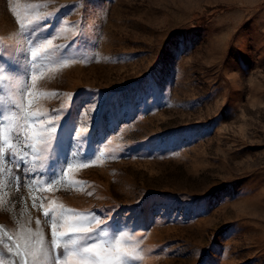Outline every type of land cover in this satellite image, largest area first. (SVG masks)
I'll return each instance as SVG.
<instances>
[{
    "label": "rangeland",
    "instance_id": "1",
    "mask_svg": "<svg viewBox=\"0 0 264 264\" xmlns=\"http://www.w3.org/2000/svg\"><path fill=\"white\" fill-rule=\"evenodd\" d=\"M37 10L50 13L40 36L53 39L37 63L55 70L34 91L75 94L57 156L90 166L48 191L25 187L40 173L7 163L4 244L23 226L50 245L40 205L55 200L134 233L142 264H264V0H0V66L29 65L16 13L27 23ZM61 22L67 31L54 36ZM64 45L77 62L59 69ZM62 100L37 96L33 110L54 115Z\"/></svg>",
    "mask_w": 264,
    "mask_h": 264
},
{
    "label": "snow or ice",
    "instance_id": "2",
    "mask_svg": "<svg viewBox=\"0 0 264 264\" xmlns=\"http://www.w3.org/2000/svg\"><path fill=\"white\" fill-rule=\"evenodd\" d=\"M34 7L46 9L48 5ZM16 16L19 34L32 47L28 66L22 65L15 57L7 61L6 69L0 66V105L3 106L0 108V170L7 163H13L25 175L40 173L41 175L35 176L25 187L40 185L52 191L56 185L67 180L74 167L87 168L90 165L87 162L77 163L66 159L61 161L57 156V150L62 145V138L58 137L61 112L74 103L75 94L34 91L37 80L45 75V70H55L45 69L37 63L41 53L53 48L51 37L40 36L41 31L46 32L49 27L46 22L50 13L44 14L37 10L27 23L20 13L17 12ZM63 31H67V27L61 22L53 35ZM31 37L38 39L33 42ZM68 46H57L61 50V55L56 60L59 69L77 62L75 57L63 54V49ZM7 47L0 40V62H3V53L7 51ZM25 75L27 79L24 78ZM37 96L66 97L67 102L62 100L60 109H54L55 114L49 116L46 110H33ZM83 132L86 129L82 127L76 135ZM108 143L111 144V140ZM107 151V148L104 151L97 149L87 160L95 165L105 157ZM44 175H47V180L43 178ZM16 179L20 180L21 176L17 175ZM32 207H37L35 197ZM40 207L43 209L45 222L50 225V245L45 243L43 230L33 232L31 228L24 229L21 226V231L15 237L5 232L3 235L7 236L10 243L4 244L0 238V264H142L144 261L145 252L135 234L127 231L113 233L106 226L105 220L95 212L75 211L63 204H57L55 200L48 206L41 203ZM36 224H40L39 218ZM17 257L19 261H16Z\"/></svg>",
    "mask_w": 264,
    "mask_h": 264
}]
</instances>
